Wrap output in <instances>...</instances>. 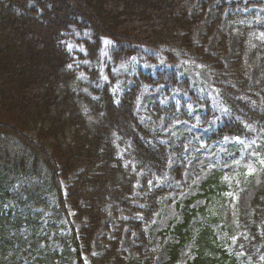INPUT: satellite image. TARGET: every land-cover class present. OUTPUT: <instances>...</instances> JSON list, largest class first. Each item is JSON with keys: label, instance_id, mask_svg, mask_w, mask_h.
I'll use <instances>...</instances> for the list:
<instances>
[{"label": "trees", "instance_id": "trees-1", "mask_svg": "<svg viewBox=\"0 0 264 264\" xmlns=\"http://www.w3.org/2000/svg\"><path fill=\"white\" fill-rule=\"evenodd\" d=\"M54 1L0 0V264H24L21 258L29 264H72L74 260L83 264V254L89 256L92 264H132L118 251L122 232L128 225L141 233V245L136 248L140 258L134 263L152 264L143 224L134 221V214L144 213L150 220L153 208L156 210L157 194L149 196L153 199H141L149 202L147 210L133 205L138 200L134 197L138 174L117 157L114 139H118L122 148L135 147L125 154V159L137 163V170H145L149 175L165 171L168 158L165 147L150 143L151 130L138 118L136 101L142 81L174 85L176 76L164 72L157 78L136 77V87L117 105L112 94L117 78L110 69V81L94 87L90 86L91 81L100 79L99 72L89 71V79L84 83L73 61L75 55L80 59H99L103 37L112 38L118 45L113 53L117 62L138 55L139 46H165L169 51L185 49L206 59L210 56L202 52L204 47L197 48L192 43L189 32L192 24L186 10L175 18L169 13L174 4L183 0H123L125 11L132 18L146 15V21L138 20L141 24L119 18L120 13L107 8L110 0H75L83 8L70 17L62 12L63 0ZM201 7V12H196L197 19L205 12V7ZM26 11L36 12V18H29ZM49 12L56 15L55 19ZM223 12L217 13L211 30L221 22ZM105 26L109 32H104ZM165 27L170 32L164 34ZM177 30L182 33L180 36ZM85 31L88 38L79 39ZM71 42L82 43L86 56L69 49ZM255 46L251 58L259 59L264 54V42H256ZM222 49L226 50V46ZM244 51L242 39L239 54L229 68H225L220 58L208 59L216 70L215 86L234 114L241 117L238 123L225 127L227 135H244L241 125L251 124V119L259 118L257 123H264V111L257 108L254 112L251 108L255 95L243 63ZM175 111L174 106L161 109V113ZM73 176L76 180L70 182ZM107 183L110 186L106 187ZM146 184L147 180H143L144 191ZM86 185L90 186L88 192L84 190ZM222 189L217 177L203 187L210 203L201 209L204 219L196 222V233H192L190 223L197 212L187 207L184 223L172 231L178 244L170 245V260L165 264H176L182 248L194 237L195 259L188 264H227L226 252L213 231L218 214L216 203H211ZM106 206L116 219L133 220H121L117 240L108 243L109 249L103 255L94 257L93 238L103 227ZM37 209H42V213H37ZM70 210L81 225L79 232L73 225L58 227L57 223ZM46 212L51 215L45 226L41 219ZM257 212L256 217L264 219V209ZM86 217L89 224L85 227ZM61 228L69 233L63 235ZM251 231L252 236L257 235L258 227H251ZM52 233L60 252L40 248L42 242L49 243ZM144 257L146 260L141 262Z\"/></svg>", "mask_w": 264, "mask_h": 264}, {"label": "rangeland", "instance_id": "rangeland-1", "mask_svg": "<svg viewBox=\"0 0 264 264\" xmlns=\"http://www.w3.org/2000/svg\"><path fill=\"white\" fill-rule=\"evenodd\" d=\"M57 1L60 2L61 0H55L54 2ZM217 1L218 0H183L180 3L174 4L172 7L173 11L170 10L169 13L172 15V18H175L179 17L183 10H186L190 15L188 20L192 24V28L189 30L192 43H196L197 48L204 47L202 52L204 53L205 50L210 56L208 58L209 60H211L210 58H220L223 65L228 68L231 62L234 61L235 56L239 54V44L242 34L245 32L243 31L241 34V29H239L238 26L246 25L251 28L264 26V0H228V2H242L243 5L249 1L262 2L263 4H251L248 7H238V10L242 11L241 17L237 18L235 21L228 22L226 21L227 14H225L221 22L214 25L216 28L211 30L212 25L210 26V23L215 20L217 13L222 10L225 11L227 8V6L224 7L223 0H221V5L216 4ZM112 2L113 1L110 0V4H107V8L120 13L119 18H123L124 21L126 19H131L135 21L136 24L142 23L138 21L140 19L141 21H146L147 17L144 13L138 14L136 18H132L131 14L125 11L126 3L123 0H114L116 3L113 2L114 6L111 4ZM214 2L215 6H213ZM63 3L64 4H60V7L62 12L68 17L72 16V14H77L79 10L82 11V5L80 6L75 0H63ZM201 6L205 7V12L200 19H197L195 15L196 12H201ZM111 7L115 9L113 10ZM120 10H122V12H119ZM129 10H132V8ZM138 10L141 11V9ZM30 13L31 12L26 11L29 18H36V12ZM48 14L55 19V14L51 12ZM38 19L40 20L41 18ZM154 19L155 18L152 17V20ZM159 26H161V24H159ZM103 30L104 32H109L106 26L103 27ZM162 32L165 34V32L168 33L170 31L169 28H166V31L163 29ZM176 32L179 36L182 34L179 30ZM263 33V30L262 32L260 31V33H255L253 31L249 32L248 36L262 38ZM88 36V32L85 31L79 39L83 40L88 38ZM106 41L109 43H106ZM224 45L226 46V50L222 49ZM68 47L86 56L87 52L82 43L71 42L68 44ZM111 49V40L105 38L104 46L98 60L91 62L89 59H80L78 55H75L73 64L77 69L81 70V68H86L88 71L98 69L100 71V79L92 80L90 86L98 87L100 82L110 80L109 76L106 74L108 73L107 69L111 61ZM179 50L180 49L173 51L176 64H171L170 66L165 64V60L161 57L162 52L160 50L143 47L140 50L142 52L140 56H134L127 63L113 64L111 67L112 72L119 78L117 84L112 89L113 94L117 97V101L125 91L133 86L134 81L132 77L136 73L142 71L147 74L155 75L158 71H162L168 67L176 71L180 79L188 80L189 87L198 95L200 101L209 102L208 107L204 104L200 106L199 103L192 102L191 98L183 91H174L168 95L169 88L167 89L166 85H145L137 100L136 113L142 123L148 124L151 130L149 137L151 142L161 143L162 141L171 148L177 146L178 141L182 139L189 141L184 151H182V154H174L171 156L168 170L164 178L159 181L160 186L174 188V190L165 196L159 203L158 213L154 216L152 223L144 228L148 241H150V245L155 251L152 264H163L168 262V244L175 240H173V236H168V238L162 242L160 233L170 227L174 228L176 225L183 222L182 211L185 205H187L189 200L203 193L201 186L212 177H217L220 186L226 188L222 191V194L218 196L219 198L212 199L218 204V220L213 228L215 232L218 233L219 241L225 245L224 249L229 255L235 256L236 264H264V252L261 247H255L252 250L253 254L255 253V258L249 255L243 246L239 251L235 252L238 239L242 238L244 235L246 236L244 239H249L247 238L249 235L248 227L254 225L261 226L264 224V221L260 222L254 219L256 209H264V130L255 132L256 130L254 129V138L252 140L234 138L206 145L207 137L221 127L224 119L227 117L225 116L226 107L222 104L220 97L211 85L209 63L195 53H187L186 50ZM252 50L253 46L248 44V47L246 46L245 52L243 53V63L247 70L248 77L250 78L249 86L252 89L259 88L258 93L262 95H258V97L264 104V65L260 57L259 59H251ZM85 76L88 77V74L82 71L81 77L85 78ZM231 76H233V74H231ZM172 103H176L179 110L186 106L185 113L188 118L177 122H169L172 116L168 117V114H161L158 108L162 109V107H169ZM208 111L215 112L216 116L206 125H201V116L205 115ZM155 118H157V120H152ZM157 135L158 138L156 139L155 137ZM70 139L71 135L69 134L68 141ZM128 147L133 151L135 150V147L132 145ZM119 154L122 155L124 152L120 150ZM182 161L185 162V167L180 177L175 170L181 165ZM74 180H76V176H73L70 182ZM108 186L110 185L107 183L106 187ZM89 187L90 186L86 185L84 190L88 192L90 189ZM139 187V184H137V190H139ZM149 187L153 188L154 183L150 182ZM212 200L211 203L213 202ZM206 203L205 198H199L196 199L192 206L199 208L203 207ZM140 206L143 207L144 204ZM10 207H13L11 203ZM35 211L41 213L42 209H37ZM110 211L111 210L106 206V218L103 221V227L93 238V252L96 254H103L105 250H107V242L101 239L102 235L105 234L107 240H113L118 230L119 221L113 217ZM49 215L50 212L44 213L41 219L44 224L48 221ZM73 216L74 212L70 211L69 215L62 217L58 222V226L64 225L69 227L70 225L71 228L73 225L77 231L81 225L74 220ZM242 218H244V220ZM83 222L86 227L89 224L88 218L86 217ZM191 230L195 233V226H192ZM60 233L65 235L69 233V231L66 228H61ZM52 234L49 235V243L42 242L40 248L44 249L47 247L51 249V251L60 252L61 250L58 246V242L53 240L54 234ZM137 238L138 233L132 232L129 226L123 230L119 242V249L127 253L125 252L124 254L120 252L121 256L125 255L128 257L129 255H140L133 250L134 247L139 245ZM251 241H253L252 238L248 240V242ZM261 241H264L263 233ZM193 248L194 243L190 242L182 249L178 264H186L193 259ZM21 260L24 264L30 263L29 261H24L23 258H21ZM82 261L83 264H90V260L86 256H82ZM73 264L79 263L75 261Z\"/></svg>", "mask_w": 264, "mask_h": 264}, {"label": "bare ground", "instance_id": "bare-ground-1", "mask_svg": "<svg viewBox=\"0 0 264 264\" xmlns=\"http://www.w3.org/2000/svg\"><path fill=\"white\" fill-rule=\"evenodd\" d=\"M187 32H184V34L186 35Z\"/></svg>", "mask_w": 264, "mask_h": 264}, {"label": "snow or ice", "instance_id": "snow-or-ice-1", "mask_svg": "<svg viewBox=\"0 0 264 264\" xmlns=\"http://www.w3.org/2000/svg\"><path fill=\"white\" fill-rule=\"evenodd\" d=\"M106 43H109V42L106 41Z\"/></svg>", "mask_w": 264, "mask_h": 264}]
</instances>
